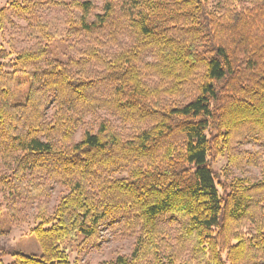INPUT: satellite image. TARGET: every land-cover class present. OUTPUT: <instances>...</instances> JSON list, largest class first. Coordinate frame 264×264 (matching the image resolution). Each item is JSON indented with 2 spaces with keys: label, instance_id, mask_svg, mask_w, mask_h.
<instances>
[{
  "label": "trees",
  "instance_id": "16d2710c",
  "mask_svg": "<svg viewBox=\"0 0 264 264\" xmlns=\"http://www.w3.org/2000/svg\"><path fill=\"white\" fill-rule=\"evenodd\" d=\"M253 1L6 0L0 31L51 3L70 7V34L92 38L65 62L49 58L56 33L43 23V43L13 58L0 47V197L27 207L47 192L44 174L66 190L50 214L37 209L41 252L10 248L0 264H71L79 237L120 218L133 249L100 264H264V156L257 180L211 165L257 163L235 144L264 142V0ZM98 108L130 131L100 119L75 140Z\"/></svg>",
  "mask_w": 264,
  "mask_h": 264
},
{
  "label": "rangeland",
  "instance_id": "374dc122",
  "mask_svg": "<svg viewBox=\"0 0 264 264\" xmlns=\"http://www.w3.org/2000/svg\"><path fill=\"white\" fill-rule=\"evenodd\" d=\"M68 1L70 0H65V2ZM246 1L250 4L253 0ZM94 2L100 8L103 0H94ZM5 4L6 0H0V7ZM36 12L38 18L36 21L12 15L5 29L0 31V47L10 52V58H13L17 52L24 48L44 42L39 31L41 23L45 24L50 31L56 33L48 44L50 59L65 62L71 57L78 58L85 42L92 37L88 39L84 35H79L78 37L69 33L66 21L70 16V7L45 3L39 5ZM106 47H103L104 50ZM26 81L28 82V79H17L12 84V88L20 91V95L16 97L18 100H23L27 93L28 84H25ZM50 112L51 109H48V113ZM100 119H108L115 122L123 132L130 131V126L123 125L109 110L98 108L95 112L84 115V124L79 125L74 139L78 140L80 138L83 125H96ZM235 148L238 151L252 153L257 159V163H249V161L242 160L239 164L240 166H229L227 157L219 156L211 161L212 169L215 173L219 175L225 174V168H228L231 177L247 176L253 180L259 179L260 168L256 164L259 162V156H264V142L246 136L235 144ZM2 168L3 165L0 159V170ZM40 179L43 184L47 185V192L35 199L27 207L20 205L19 201L21 198L14 201V195L7 192L0 197L3 206L0 214V251H7L13 248L27 254H39L41 252L40 246L31 233V229L38 223L36 217L39 206L44 205L46 211L50 214L60 197L66 193V190L47 174L41 176ZM15 203L16 205H14ZM12 205L14 208L11 211ZM163 226L170 230L169 233H171L173 238L177 237L180 227L178 221L165 218L163 219ZM130 234L131 232L127 231V226H125L122 218L102 224L96 237L88 240H83V238L79 237V240L68 249L69 261L71 264L76 260L80 264H100V262L114 259L118 254H130L135 242V236ZM188 254V251H186L184 256H188ZM1 259L5 264L13 261V258L7 254L3 255Z\"/></svg>",
  "mask_w": 264,
  "mask_h": 264
}]
</instances>
